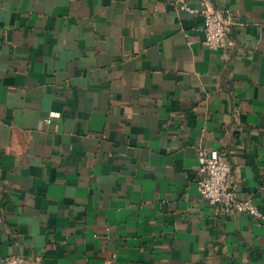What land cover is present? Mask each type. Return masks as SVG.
Masks as SVG:
<instances>
[{"label":"crops","instance_id":"0c3cea01","mask_svg":"<svg viewBox=\"0 0 264 264\" xmlns=\"http://www.w3.org/2000/svg\"><path fill=\"white\" fill-rule=\"evenodd\" d=\"M0 0V264H264V0ZM232 12L204 43L202 10Z\"/></svg>","mask_w":264,"mask_h":264},{"label":"built area","instance_id":"2783aa9c","mask_svg":"<svg viewBox=\"0 0 264 264\" xmlns=\"http://www.w3.org/2000/svg\"><path fill=\"white\" fill-rule=\"evenodd\" d=\"M181 1L183 8L193 10L184 0ZM201 14L204 43L213 49L222 48L227 43L229 24L234 21L232 12L222 14L205 9ZM198 172V189L211 203L222 204L227 210L249 213L255 220L264 223V210L257 206L253 197H241L236 187L231 184L232 165L218 149H199ZM4 264H39V260L8 255Z\"/></svg>","mask_w":264,"mask_h":264}]
</instances>
